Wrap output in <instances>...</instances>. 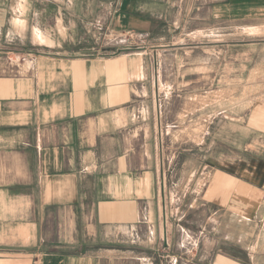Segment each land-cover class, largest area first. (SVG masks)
Segmentation results:
<instances>
[{
	"label": "crops",
	"instance_id": "1",
	"mask_svg": "<svg viewBox=\"0 0 264 264\" xmlns=\"http://www.w3.org/2000/svg\"><path fill=\"white\" fill-rule=\"evenodd\" d=\"M16 5L30 64L0 94V125L25 126L0 147V264H242L227 231L264 188V105L169 128L257 68L264 0Z\"/></svg>",
	"mask_w": 264,
	"mask_h": 264
},
{
	"label": "rangeland",
	"instance_id": "2",
	"mask_svg": "<svg viewBox=\"0 0 264 264\" xmlns=\"http://www.w3.org/2000/svg\"><path fill=\"white\" fill-rule=\"evenodd\" d=\"M20 1L0 0V94L5 97L9 94L13 95L14 88L15 91L17 90L16 86H12L13 82L23 81L29 72L30 63L27 55L29 50L26 42L22 43L15 36L16 33L23 31V23L18 20L20 17L17 15L23 9L22 6L16 5ZM9 32L10 36H7ZM257 40V68L251 72L234 71V73L238 72V76L241 75V72L246 76L238 77L239 84L235 86H221L217 92L205 93L203 96H209L207 103L203 104L194 97L193 101L189 100L182 107L178 105V108L182 109L179 117L173 118L170 123L169 138L177 141L199 138L207 121L225 107L238 111L249 108L255 103L264 105V38L259 37ZM243 55L244 53L241 58L244 59ZM217 93H221V95L217 96ZM189 127L201 128V130L198 131V134H185L184 130ZM19 130H25V126H18L16 123L0 125V147L4 148L3 146H7L10 141H15L18 136L21 137L17 133ZM177 133H181V135L177 136ZM11 152L10 150H0V158L3 160L16 159V156H9ZM256 200L257 210H255L256 213H253L251 221L247 222L243 218L247 214L243 213V217L241 216L243 220L240 219L242 225L230 227L227 231L232 239L227 248L235 251V255L241 258L242 264H264V188L258 192ZM224 233L226 231L222 228L221 234Z\"/></svg>",
	"mask_w": 264,
	"mask_h": 264
},
{
	"label": "built area",
	"instance_id": "3",
	"mask_svg": "<svg viewBox=\"0 0 264 264\" xmlns=\"http://www.w3.org/2000/svg\"><path fill=\"white\" fill-rule=\"evenodd\" d=\"M122 36H126L128 37L131 41L134 40V37H133V34H132V31H125L124 34H122ZM134 42V41H133Z\"/></svg>",
	"mask_w": 264,
	"mask_h": 264
}]
</instances>
